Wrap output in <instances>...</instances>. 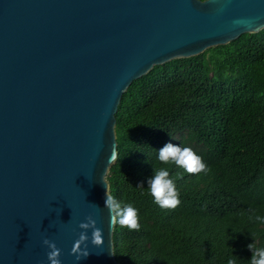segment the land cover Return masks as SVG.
Wrapping results in <instances>:
<instances>
[{"label": "water", "instance_id": "95a60500", "mask_svg": "<svg viewBox=\"0 0 264 264\" xmlns=\"http://www.w3.org/2000/svg\"><path fill=\"white\" fill-rule=\"evenodd\" d=\"M262 30L264 0H0V264H49L45 239L77 264L89 215L104 243L79 264H120L105 201L124 93Z\"/></svg>", "mask_w": 264, "mask_h": 264}, {"label": "trees", "instance_id": "16d2710c", "mask_svg": "<svg viewBox=\"0 0 264 264\" xmlns=\"http://www.w3.org/2000/svg\"><path fill=\"white\" fill-rule=\"evenodd\" d=\"M118 157L110 192L132 204L140 230L115 228L120 264H248L264 247V30L155 66L133 81L116 114ZM167 143L191 147L209 171L158 165ZM153 167H167L180 205L148 194ZM177 173H180L177 176ZM254 239V240H253Z\"/></svg>", "mask_w": 264, "mask_h": 264}, {"label": "clouds", "instance_id": "9594fccd", "mask_svg": "<svg viewBox=\"0 0 264 264\" xmlns=\"http://www.w3.org/2000/svg\"><path fill=\"white\" fill-rule=\"evenodd\" d=\"M117 159L116 146L109 159V165ZM158 165H175L189 175H198L209 171L203 158L199 156L191 147H182L172 143H167L158 151ZM153 175L148 179V194L153 198V202L161 209H175L180 205V193L176 188L173 178L167 167H153ZM108 170V169H107ZM106 170V172H107ZM180 173H177L179 176ZM105 177V175H104ZM103 181L105 183V179ZM106 184V183H105ZM106 192L105 207L110 215V230L115 228H126L129 231L140 230V219L138 210L132 204L122 205L117 199L109 194L108 185ZM256 221L264 223V217L256 216ZM78 227L81 229L78 238L73 242L70 255L75 257L77 264L89 255L88 244L95 248H100L103 243V231L97 227V222L93 216L89 215L85 221L81 222ZM91 231V237L88 233ZM254 240V239H253ZM43 244L49 249L47 260L49 264H61V250L56 243L45 239ZM248 249L251 251V260L248 264H264V247H257L255 242L249 244ZM227 264H237V258H230Z\"/></svg>", "mask_w": 264, "mask_h": 264}]
</instances>
